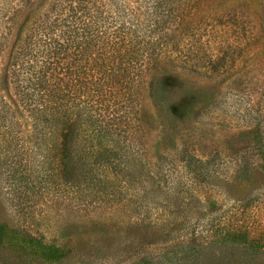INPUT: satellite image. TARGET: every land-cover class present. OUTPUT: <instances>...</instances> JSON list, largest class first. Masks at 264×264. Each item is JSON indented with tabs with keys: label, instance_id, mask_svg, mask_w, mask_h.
<instances>
[{
	"label": "trees",
	"instance_id": "16d2710c",
	"mask_svg": "<svg viewBox=\"0 0 264 264\" xmlns=\"http://www.w3.org/2000/svg\"><path fill=\"white\" fill-rule=\"evenodd\" d=\"M204 1L0 0V79L6 72L10 86L0 89V154L10 187L26 199L46 193L74 212L122 204L132 195L137 203L124 235L102 234L72 247L44 244L17 227L44 256H24L0 237V264H122L141 253L143 261L148 251L160 264H264V236L250 207L261 201L262 187L227 209L205 212L180 196L170 204L162 176L179 164L156 165L140 146L151 126L176 137L184 124L209 126L211 115L220 125L235 121L234 106L222 96L205 110L209 99L202 107L183 104L187 115L177 110L159 122L162 113L149 110L158 75L215 76L228 67L221 42L197 37V24L211 20L194 16L201 17ZM237 158L218 148L198 153L185 143L178 159L211 174ZM153 191L160 211L154 220L148 217ZM189 217L199 219L191 231ZM173 245H189L192 254L164 257Z\"/></svg>",
	"mask_w": 264,
	"mask_h": 264
},
{
	"label": "rangeland",
	"instance_id": "374dc122",
	"mask_svg": "<svg viewBox=\"0 0 264 264\" xmlns=\"http://www.w3.org/2000/svg\"><path fill=\"white\" fill-rule=\"evenodd\" d=\"M201 7V17L194 16L210 17L211 20L197 24L200 27L197 37L207 41L211 36L215 44L221 42L220 46L227 51L225 56L229 62L228 67L215 76L193 74L190 78H179L158 75L153 80V101L148 102L149 110L162 113L159 122L177 110L187 115L188 110L182 112L183 104L202 107L209 99L211 101L206 106L205 102L202 107L205 110L222 96L224 101L234 106L235 121L229 119V124L220 125L210 114L213 122L209 126L198 125L193 128L192 123L184 124L176 137L166 129L151 126L146 133L147 137L141 138L140 146L148 151L156 165H169V160L179 164L167 170L166 176H162L161 185L165 191L162 194L169 199L170 204L175 202L176 196H180L193 208L202 207L203 211L208 212L220 206L227 209L232 205V200L244 197L254 187L264 189V0H205L200 4ZM209 78L216 79L220 84L217 81L210 82L212 80ZM194 82L202 86L192 85ZM9 87L6 72L2 73L0 89L8 90ZM195 89H199L198 92ZM245 107L251 109L249 115ZM236 108L238 110H234ZM237 116H241V120L237 121ZM185 143L195 145L198 153L218 148L238 158L234 164H224L216 173L199 172L197 168H189L179 162V151ZM2 160L0 154V237L14 245L24 256L33 258L43 257L44 254L41 246H28L17 227L28 230L37 241L44 244L72 247L84 241H95L102 234L122 236L129 224L136 220L137 203L134 195L122 204L101 205L94 212L84 211L82 207L78 212L70 210L71 207L64 209V205L49 201L52 199L46 193L26 199L23 193L13 191L10 187L12 181L8 179ZM154 193H150L149 208L152 210L148 215L153 220V216L160 212L154 209L157 203ZM197 197H202L204 203L196 200ZM256 203L250 204L252 209L255 207L252 212L256 215L252 218L259 221L264 236V193L261 201ZM198 220L196 217L186 220L189 231ZM148 253L150 255L143 261L140 259L145 255L141 253L134 255L140 257L122 264H158L159 260L150 261V257L156 258V253ZM175 253L192 254V251L189 245H173L162 254L173 259Z\"/></svg>",
	"mask_w": 264,
	"mask_h": 264
}]
</instances>
